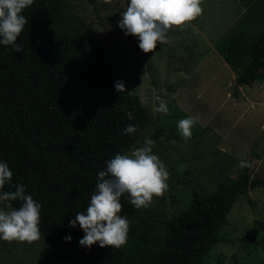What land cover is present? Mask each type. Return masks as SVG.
<instances>
[{
  "label": "trees",
  "instance_id": "1",
  "mask_svg": "<svg viewBox=\"0 0 264 264\" xmlns=\"http://www.w3.org/2000/svg\"><path fill=\"white\" fill-rule=\"evenodd\" d=\"M248 12L262 18L264 1ZM23 15L28 24L16 43L24 52L0 44V161L13 171L12 184H23L41 204L39 227L54 254L66 264H204L234 204L264 187V180H252L245 168L209 193H192L188 209L166 220L146 217L144 207L137 209L125 194L119 215L129 222L126 244L81 246L85 233L69 222L89 205L98 172L116 154H126L150 117L125 84V92L116 91L120 74L108 65L97 38L81 35L71 23L64 0H34ZM216 50L237 86L251 84L264 70V24L254 34L232 31ZM128 125L136 131L122 134ZM9 190L5 185L0 191Z\"/></svg>",
  "mask_w": 264,
  "mask_h": 264
},
{
  "label": "rangeland",
  "instance_id": "2",
  "mask_svg": "<svg viewBox=\"0 0 264 264\" xmlns=\"http://www.w3.org/2000/svg\"><path fill=\"white\" fill-rule=\"evenodd\" d=\"M255 1L264 0H202L201 16L182 30L173 28L170 43L146 54L138 38L118 26L130 0H64L71 23L81 35L97 38L108 65L149 114L126 154L152 139L153 154L170 175L168 189L144 208L146 217L151 213L169 219L188 209L192 193H209L245 168L252 180H264V70L251 84L237 86L235 73L216 50L232 31L254 34L264 24V14L254 20L248 12ZM161 100L168 115L154 111ZM189 116L199 120L184 139L178 122ZM242 161L249 166L241 167ZM227 220L221 241L204 264H264V187L242 196ZM0 264L66 263L41 234L32 243L0 240Z\"/></svg>",
  "mask_w": 264,
  "mask_h": 264
},
{
  "label": "clouds",
  "instance_id": "3",
  "mask_svg": "<svg viewBox=\"0 0 264 264\" xmlns=\"http://www.w3.org/2000/svg\"><path fill=\"white\" fill-rule=\"evenodd\" d=\"M34 0H0V44L11 46L15 53L24 52L20 37L28 20L23 10ZM202 0H130L125 10L120 12L118 26L127 36L137 37L139 48L151 53L158 44L171 42L169 32L173 28H183L203 13ZM117 92L126 91L124 82L115 83ZM133 91V90H132ZM132 91H128L129 94ZM159 99V98H157ZM154 111L164 115L169 109L160 101ZM129 120L133 113H126ZM199 118L189 116L178 122L182 138L191 137L192 128ZM136 131L135 125H128L122 134ZM176 141L173 140L172 143ZM156 142L146 138L144 146L134 148L130 154H116L106 163V168L98 172L95 192L84 212H78L69 222V227L79 224L85 233L79 241L83 247L91 248L99 244L101 248H120L127 242L129 222L122 210L121 197L127 194L130 203L137 209L149 207L154 197H160L168 189L169 172L159 157L153 154ZM241 167L249 166L241 162ZM13 171L6 161H0V190L9 185V191H0V240L32 243L40 239L41 204L26 193L25 186L12 184ZM19 201L14 207L12 202ZM67 242L71 236L65 237Z\"/></svg>",
  "mask_w": 264,
  "mask_h": 264
}]
</instances>
